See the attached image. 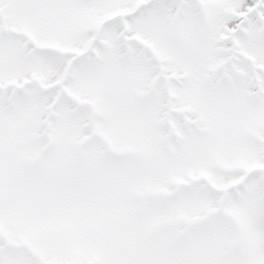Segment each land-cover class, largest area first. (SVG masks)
<instances>
[{
  "label": "snow or ice",
  "instance_id": "snow-or-ice-1",
  "mask_svg": "<svg viewBox=\"0 0 264 264\" xmlns=\"http://www.w3.org/2000/svg\"><path fill=\"white\" fill-rule=\"evenodd\" d=\"M0 264H264V0H0Z\"/></svg>",
  "mask_w": 264,
  "mask_h": 264
}]
</instances>
